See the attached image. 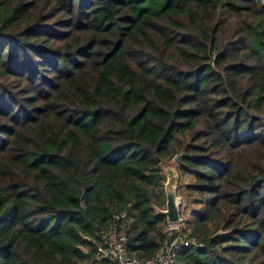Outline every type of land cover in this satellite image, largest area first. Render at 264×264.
Segmentation results:
<instances>
[{"label":"trees","instance_id":"1","mask_svg":"<svg viewBox=\"0 0 264 264\" xmlns=\"http://www.w3.org/2000/svg\"><path fill=\"white\" fill-rule=\"evenodd\" d=\"M180 153L173 264H264V0H0V264L153 256Z\"/></svg>","mask_w":264,"mask_h":264},{"label":"built area","instance_id":"2","mask_svg":"<svg viewBox=\"0 0 264 264\" xmlns=\"http://www.w3.org/2000/svg\"><path fill=\"white\" fill-rule=\"evenodd\" d=\"M125 213L116 214L115 219L125 217ZM166 239L163 246L153 256L143 259L133 256L127 248L126 236L120 234L117 226H112L107 232L103 231L101 243L98 246V255L102 258H109L116 264H173L179 250L195 242L189 238L187 229L180 223H168L164 230ZM202 246L203 244H199Z\"/></svg>","mask_w":264,"mask_h":264},{"label":"water","instance_id":"3","mask_svg":"<svg viewBox=\"0 0 264 264\" xmlns=\"http://www.w3.org/2000/svg\"><path fill=\"white\" fill-rule=\"evenodd\" d=\"M184 153H180L177 156V161L180 163L182 161ZM166 175L165 182V196H166V207L159 208L156 207L159 214H163L167 217V222L174 224L184 221L182 216V197L178 192L179 181H180V172L179 169L173 166H167L163 170ZM84 200V195L82 197Z\"/></svg>","mask_w":264,"mask_h":264},{"label":"rangeland","instance_id":"4","mask_svg":"<svg viewBox=\"0 0 264 264\" xmlns=\"http://www.w3.org/2000/svg\"><path fill=\"white\" fill-rule=\"evenodd\" d=\"M178 156V155H177ZM167 166H173L176 169L180 167V163L177 161V157H175L173 159V161H171L170 163L167 164H162V168L163 170L165 169V167ZM189 175V174H188ZM191 176V175H190ZM182 180H189L187 176H181L180 175V181L182 182ZM180 181H179V186H180ZM178 192L180 194V196L182 197V205H181V210H182V216L184 218L183 221V226L187 229V225L185 224V220L188 218L189 215H191L192 209H193V205L189 204L188 201L185 199L186 196H184L183 192L180 190V188H178ZM163 207H166V203L163 205ZM168 227V225L166 226V228ZM190 233L189 229H187V234ZM196 242V240H195Z\"/></svg>","mask_w":264,"mask_h":264}]
</instances>
